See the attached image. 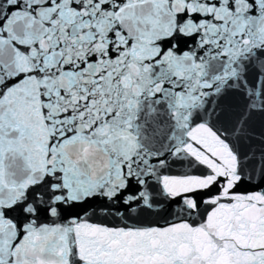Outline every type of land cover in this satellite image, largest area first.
Masks as SVG:
<instances>
[{"label": "snow or ice", "instance_id": "1", "mask_svg": "<svg viewBox=\"0 0 264 264\" xmlns=\"http://www.w3.org/2000/svg\"><path fill=\"white\" fill-rule=\"evenodd\" d=\"M0 264H264V0H0Z\"/></svg>", "mask_w": 264, "mask_h": 264}]
</instances>
